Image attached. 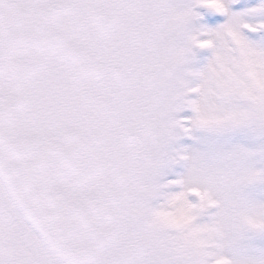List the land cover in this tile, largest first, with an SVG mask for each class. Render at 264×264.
<instances>
[{
  "label": "snow or ice",
  "instance_id": "6c2138e0",
  "mask_svg": "<svg viewBox=\"0 0 264 264\" xmlns=\"http://www.w3.org/2000/svg\"><path fill=\"white\" fill-rule=\"evenodd\" d=\"M0 264H264V0H0Z\"/></svg>",
  "mask_w": 264,
  "mask_h": 264
},
{
  "label": "rangeland",
  "instance_id": "374dc122",
  "mask_svg": "<svg viewBox=\"0 0 264 264\" xmlns=\"http://www.w3.org/2000/svg\"><path fill=\"white\" fill-rule=\"evenodd\" d=\"M251 2H253V3H254V2H255V0H251Z\"/></svg>",
  "mask_w": 264,
  "mask_h": 264
}]
</instances>
